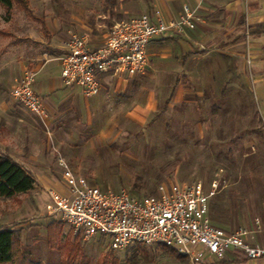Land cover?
Here are the masks:
<instances>
[{"label":"rangeland","instance_id":"1","mask_svg":"<svg viewBox=\"0 0 264 264\" xmlns=\"http://www.w3.org/2000/svg\"><path fill=\"white\" fill-rule=\"evenodd\" d=\"M26 3L27 9L17 0L10 15L0 5V30H11L16 35L24 32L21 27L26 24L25 30L36 38L40 23L29 15L42 14L54 25H70L67 43L74 34L89 36V31L75 26L77 22L82 27L103 22L104 0ZM253 31L250 26L244 27V37L235 50L239 60L228 72L217 70V80L197 64L189 81L182 73H164L131 87L127 99L106 90L111 94V110L146 105L153 99L143 128L135 123H126L125 128H102L108 127L110 120L112 125L123 126L122 118L96 114L86 130L79 128L88 116V107L78 86L57 95L65 102L74 93L75 99L64 107L78 105L76 111L81 118L69 113L60 128H47L45 122L32 119L29 110L11 95L12 76L18 72L13 62L24 54L22 47L17 48L22 41L13 42L15 37L0 35V94L13 103L17 113L7 122L18 145L11 151L23 157L26 145L23 166L59 174L64 185L60 156L70 161L76 175L88 176L92 185L115 191L125 188L140 195L153 194L159 184L171 182L201 181L208 191L212 181L218 179L220 186L210 200L212 221L232 231L240 227L253 230L264 223V34ZM44 72L35 79H42ZM176 75L181 80L177 85ZM36 185L27 193L0 198V228L16 230L17 245L30 261L77 264L85 255L88 264H182L175 255L165 253L161 245L132 244L114 250L109 235L98 233L86 238L76 233L47 212L51 188L44 189L37 181ZM75 245L77 255L71 260ZM138 245L147 249L148 259L133 263L130 258Z\"/></svg>","mask_w":264,"mask_h":264},{"label":"built area","instance_id":"2","mask_svg":"<svg viewBox=\"0 0 264 264\" xmlns=\"http://www.w3.org/2000/svg\"><path fill=\"white\" fill-rule=\"evenodd\" d=\"M193 16L194 11L186 7L180 19L168 22L150 13L123 19L110 27L98 47L90 46L89 36L74 34L59 56L64 85L78 86L92 97L101 90L103 73L127 77L144 73L149 42L194 27ZM35 75L26 70L16 78L11 95L45 122L43 98L34 90ZM59 163L66 191L49 189L47 212L86 238L109 235L114 250L132 244L172 247L187 257V264H202L207 254L225 260L231 252L248 259L264 258V245L249 240L254 230L232 231L212 221L210 200L220 186L218 179L208 191L201 181L171 182L159 184L153 194L140 195L125 188L115 191L92 185L86 176L76 175L62 156Z\"/></svg>","mask_w":264,"mask_h":264},{"label":"crops","instance_id":"3","mask_svg":"<svg viewBox=\"0 0 264 264\" xmlns=\"http://www.w3.org/2000/svg\"><path fill=\"white\" fill-rule=\"evenodd\" d=\"M104 3L103 22L98 21L89 27H82L79 22L75 25L79 30L84 28L89 31V44L92 47H98L103 43L114 23L143 13H150L155 19L160 17L168 22L180 19L185 8L188 7L194 11L192 20L195 25L194 27L186 26L182 33L170 32L166 36L151 40L147 46L149 61L144 73L133 77L114 75L111 72L101 74L100 93L92 97H86L83 94L86 99L84 105L88 107V116L79 127L82 130L89 128L96 114H111L113 117L122 118L123 126L119 127L117 123L112 125L110 120L107 121L110 122V125L108 127L103 125L102 128H125L126 123H135L143 128L153 107V99H149L146 105L138 103L130 109L126 107L123 110H111L108 109L111 103V94L106 90L111 89L114 93H118L121 99H127L128 96L125 95L131 87H139L143 81L156 79L164 73L173 72L177 75L182 73L189 81L192 78L191 75L195 74L197 64L210 71V77L217 80L215 75L217 70L228 72L239 60L235 50L244 37L245 26H250L255 31H253L254 34H264V0H104ZM29 16L40 23V30L36 31V38H33V35L25 30L26 24L22 25L23 28L21 27L23 33L15 35L11 30H3L0 33V35L6 34L15 37L11 40L13 42L22 41L19 44L22 46L17 48L22 47L21 50L24 51L21 57L14 59L13 67L18 72L12 76L13 83L10 87L12 88L16 78L21 76L26 69L35 71L36 75L45 70L42 79H35L34 90L43 97L47 112L45 121L47 128H60L63 126L61 122L69 113L76 118H81V115L76 111L78 105L76 108L74 105H70L68 108L64 107L65 104L75 99L74 93L65 102L57 95L59 91L68 89L61 77L59 56L66 50V39L71 32L70 25L64 22H57L54 25L48 17L42 14L34 13ZM259 56L260 54H256V57ZM49 64L53 65L48 67ZM177 75L176 85L181 82ZM167 102L169 103L168 99ZM16 114L13 103L7 101L6 97L0 94V151L11 155L23 166L24 162L21 158L27 156L25 155L26 145H23L25 149L23 157L12 152L11 149L18 145L14 142L15 137L7 126L8 117H14ZM30 115L32 119L39 120L31 112ZM19 121L22 119L19 118ZM95 141L93 140V142ZM64 159L71 165L68 159ZM26 169L30 170L35 180L40 182L44 189L55 187L59 191H64L63 189L66 188L58 178L59 174L43 169L38 171L28 167ZM79 174L89 175L85 172ZM60 175H62L61 172ZM255 227L252 228L254 232L249 236V240L264 245V223ZM205 264H264V258H241L238 254L231 252L227 259L220 260L207 254Z\"/></svg>","mask_w":264,"mask_h":264},{"label":"trees","instance_id":"4","mask_svg":"<svg viewBox=\"0 0 264 264\" xmlns=\"http://www.w3.org/2000/svg\"><path fill=\"white\" fill-rule=\"evenodd\" d=\"M17 0H0V5L4 7L7 15H10L15 2ZM22 1L24 8L27 9L26 0ZM2 30H0V33ZM168 103V102H167ZM36 180L33 175L25 167L20 165L11 155L0 151V198L13 197L17 194L27 193L34 189ZM138 184L135 183V187L138 188ZM137 194L136 192H133ZM16 230L11 227L0 228V264H41L40 262L30 261L21 253L18 247ZM164 252L173 254L182 264H187V257L184 254L179 253L175 248L162 245ZM75 251L70 253L71 260H74ZM20 253V254H19ZM69 257V258H70ZM82 257V256H80ZM140 258L143 260L148 259L147 249L144 246L138 245L135 248L130 260L133 263L139 262ZM88 259V258H87ZM83 255V258L77 264H88V261Z\"/></svg>","mask_w":264,"mask_h":264}]
</instances>
